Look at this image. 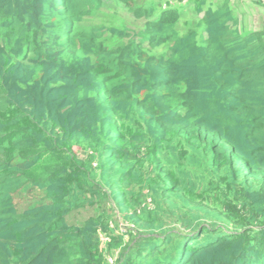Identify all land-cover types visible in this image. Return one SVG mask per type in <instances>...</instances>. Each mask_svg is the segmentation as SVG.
Returning <instances> with one entry per match:
<instances>
[{"label": "trees", "instance_id": "obj_1", "mask_svg": "<svg viewBox=\"0 0 264 264\" xmlns=\"http://www.w3.org/2000/svg\"><path fill=\"white\" fill-rule=\"evenodd\" d=\"M182 1L0 0V264H264V29Z\"/></svg>", "mask_w": 264, "mask_h": 264}, {"label": "rangeland", "instance_id": "obj_2", "mask_svg": "<svg viewBox=\"0 0 264 264\" xmlns=\"http://www.w3.org/2000/svg\"><path fill=\"white\" fill-rule=\"evenodd\" d=\"M156 2H165L166 0H155ZM168 1V0H167ZM213 6L217 7L222 4L223 0H208ZM182 5L185 6L183 22L186 24L188 20L195 17L197 14L193 8L196 3L192 0H183ZM234 13L239 18V29L242 34H247L252 31L264 29V0H230ZM80 218L81 216H78Z\"/></svg>", "mask_w": 264, "mask_h": 264}]
</instances>
